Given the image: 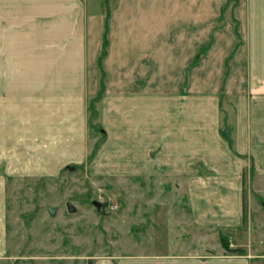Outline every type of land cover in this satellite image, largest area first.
Instances as JSON below:
<instances>
[{
	"label": "crops",
	"instance_id": "0c3cea01",
	"mask_svg": "<svg viewBox=\"0 0 264 264\" xmlns=\"http://www.w3.org/2000/svg\"><path fill=\"white\" fill-rule=\"evenodd\" d=\"M224 2L0 0V183L4 174L18 175L21 168L58 174L69 162L84 160L89 100L99 92L104 67L99 120L109 142L129 148L128 158L141 160V172H146L150 147L159 149L160 157L170 160L172 175L187 176L197 222L223 223L226 218V224H242L245 168L227 160L238 157L237 152H257V172L264 174V119L258 116L264 109V0L237 3L244 43L238 44L236 25H231L225 30L233 39L218 34L213 44L233 45L228 53L217 57L210 50L196 64V32L211 28L210 17L197 16L220 14ZM107 24L103 66L99 57ZM236 46L237 60L245 48L249 52L241 59L249 73L239 74L236 86H243V77L251 80L248 93L253 95L239 98L246 117L234 123L233 149L221 130L231 113L226 109L227 117L222 116L217 79L220 63ZM207 81L212 85L196 88ZM215 214L218 218H211ZM173 243L168 251L159 247V253L99 264H257L251 254L240 259L208 256L202 247L179 251Z\"/></svg>",
	"mask_w": 264,
	"mask_h": 264
},
{
	"label": "rangeland",
	"instance_id": "374dc122",
	"mask_svg": "<svg viewBox=\"0 0 264 264\" xmlns=\"http://www.w3.org/2000/svg\"><path fill=\"white\" fill-rule=\"evenodd\" d=\"M239 1L225 0L220 14L197 16L198 20L210 17L207 27L211 28L196 32V64L210 50L215 56L228 53L233 45L213 44L218 34L223 40L233 39L230 29L225 30L231 25H236L238 44L245 42L246 30L241 31L236 14ZM107 35L108 24L99 57L103 66L109 49ZM237 47L224 64L220 63L222 76L217 79L221 82L222 116L227 117L226 109L231 113L221 130L225 138L227 133L233 149L234 123L246 117L239 98L248 97L250 92L253 95L252 90L248 93L251 80L243 77V86H236L239 74L249 73L248 63L241 62L248 48L238 61ZM105 78L103 67L99 92L89 100L88 152L82 162H69L58 174L39 175L27 168H21L18 175L4 174L0 183V264H99L108 259L117 263L115 257L159 253V247L168 251L171 242L179 251L202 247L204 255L233 259L251 254L257 264H264V174L257 172V152H237L238 157L227 160L228 165L245 168L243 223L226 224V218L221 219L223 223H199L191 209L187 176L172 175V166L167 164L170 160L161 158L159 149L150 147L146 172H141V160L128 158L129 148L109 142L106 127L99 120ZM210 82L196 88L209 87ZM258 116L264 119V109ZM202 161H197L198 165Z\"/></svg>",
	"mask_w": 264,
	"mask_h": 264
},
{
	"label": "water",
	"instance_id": "95a60500",
	"mask_svg": "<svg viewBox=\"0 0 264 264\" xmlns=\"http://www.w3.org/2000/svg\"><path fill=\"white\" fill-rule=\"evenodd\" d=\"M224 135L228 138V135H227V133L226 132H224ZM52 211H53V209H52Z\"/></svg>",
	"mask_w": 264,
	"mask_h": 264
},
{
	"label": "trees",
	"instance_id": "16d2710c",
	"mask_svg": "<svg viewBox=\"0 0 264 264\" xmlns=\"http://www.w3.org/2000/svg\"><path fill=\"white\" fill-rule=\"evenodd\" d=\"M104 54V53H103Z\"/></svg>",
	"mask_w": 264,
	"mask_h": 264
}]
</instances>
